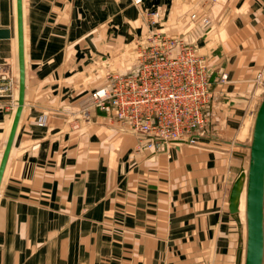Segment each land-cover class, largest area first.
Returning <instances> with one entry per match:
<instances>
[{"label": "crops", "instance_id": "obj_1", "mask_svg": "<svg viewBox=\"0 0 264 264\" xmlns=\"http://www.w3.org/2000/svg\"><path fill=\"white\" fill-rule=\"evenodd\" d=\"M23 8L26 94L0 186V264H244L246 226L240 199L232 211L230 198L246 155L235 162L228 138L239 139L264 97L255 82L264 0H23ZM146 9L209 55L212 77L227 74L215 86L214 130L169 155L137 150V136L105 111L83 117L107 72L133 66ZM0 28L10 30L0 64L17 73V0H0ZM18 96L19 81L0 94V164ZM246 131L245 139L253 124Z\"/></svg>", "mask_w": 264, "mask_h": 264}, {"label": "built area", "instance_id": "obj_2", "mask_svg": "<svg viewBox=\"0 0 264 264\" xmlns=\"http://www.w3.org/2000/svg\"><path fill=\"white\" fill-rule=\"evenodd\" d=\"M203 26L212 23L209 15L199 18ZM146 29L132 43L135 61L127 71L107 72V82L91 93L83 110L87 122L91 107L111 114L137 136V150L165 151L177 143H195L197 135L214 130L219 101L216 84L227 81L225 72L212 77L209 55L185 34L171 33L162 25L158 9L144 12ZM255 82L264 95V69ZM18 75L0 64V94L12 92Z\"/></svg>", "mask_w": 264, "mask_h": 264}, {"label": "water", "instance_id": "obj_3", "mask_svg": "<svg viewBox=\"0 0 264 264\" xmlns=\"http://www.w3.org/2000/svg\"><path fill=\"white\" fill-rule=\"evenodd\" d=\"M18 26V107L0 164V186L6 164L16 137L26 94V61L24 41L23 0H17ZM8 28H0V36H9ZM250 147V161L246 180L247 241L244 264H264V97L258 105ZM242 177H238L231 191V210L238 211L242 194Z\"/></svg>", "mask_w": 264, "mask_h": 264}, {"label": "rangeland", "instance_id": "obj_4", "mask_svg": "<svg viewBox=\"0 0 264 264\" xmlns=\"http://www.w3.org/2000/svg\"><path fill=\"white\" fill-rule=\"evenodd\" d=\"M17 75H18V72H17ZM219 126H221V125L219 124ZM250 134H252V132L249 133V136L247 135V138L246 139L243 138V137H241V136H243L242 133H241V136H239V139L240 140L236 138V135L235 134L232 135V138L233 139L228 138L230 141L235 140V142L232 144V146L235 148V152H234V157L236 159L235 162H237L238 158L240 156H242L243 154L246 155V158L243 160V163L245 164L244 165V167H245L244 173H241V174H238V175L235 174V176H237L235 178V180L238 177H240V176L242 177V190L243 191H242V194L240 196V214H241V216L243 218V222H244V225L245 226H246V180H247V171H248L249 156H250V148H249V145L251 143V138H252V136L250 138ZM223 136H226V135H223ZM218 139L222 140L224 138L222 137V138H218ZM241 139H244V141H245L244 142L245 143L244 145H242L243 142L241 143ZM236 167H237V170L236 171L238 173L239 166L236 164ZM246 233H247V231H246Z\"/></svg>", "mask_w": 264, "mask_h": 264}, {"label": "bare ground", "instance_id": "obj_5", "mask_svg": "<svg viewBox=\"0 0 264 264\" xmlns=\"http://www.w3.org/2000/svg\"><path fill=\"white\" fill-rule=\"evenodd\" d=\"M255 116H256V113H255V115H254V120H255ZM252 119V118H251ZM251 123V125L253 124V126H254V121L253 122H251V120H249V121H247V123H246V125H245V127L242 129V135L244 136L245 135V133L247 132L246 130H247V126L249 125ZM251 136H252V134H251ZM252 139V138H251ZM250 148V147H249ZM249 161H250V156H249ZM249 166V165H248ZM246 231H247V220H246ZM246 241H247V233H246Z\"/></svg>", "mask_w": 264, "mask_h": 264}]
</instances>
